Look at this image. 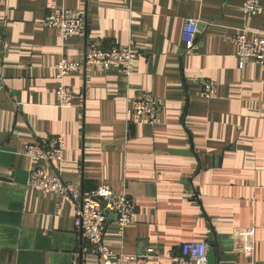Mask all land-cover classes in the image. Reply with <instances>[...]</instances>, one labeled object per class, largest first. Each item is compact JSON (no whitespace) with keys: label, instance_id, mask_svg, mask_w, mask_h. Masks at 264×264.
<instances>
[{"label":"crops","instance_id":"obj_1","mask_svg":"<svg viewBox=\"0 0 264 264\" xmlns=\"http://www.w3.org/2000/svg\"><path fill=\"white\" fill-rule=\"evenodd\" d=\"M54 4L83 11L86 32L61 40L45 28ZM243 4L0 0V264H100L86 253L75 206L28 186L37 165L27 146L57 136L65 141L64 161L40 162L41 169L71 192L110 186L137 207L123 234L110 216L104 242L111 251L176 252L226 235L236 247L234 261L224 264H264V75L253 62L239 67L232 39L241 30L264 33V13L246 16ZM190 18L204 30L197 50L187 53ZM92 40L134 48V75L84 66L64 80L74 99L60 108L55 66L62 58L83 63ZM206 80L218 86L214 100L201 96ZM140 94L161 102L159 125L127 119L128 99ZM249 239L252 262L243 251Z\"/></svg>","mask_w":264,"mask_h":264},{"label":"built area","instance_id":"obj_2","mask_svg":"<svg viewBox=\"0 0 264 264\" xmlns=\"http://www.w3.org/2000/svg\"><path fill=\"white\" fill-rule=\"evenodd\" d=\"M204 0H176L202 3ZM262 0H244V14L259 17L264 13ZM42 25L59 31L61 40L80 37L86 32V16L83 11L68 9L65 6L52 5ZM198 21L185 20L183 32L185 51L192 53L198 47ZM237 48V60L241 69L249 62L258 64L264 75V33L241 30L233 36ZM3 39L0 36V44ZM84 62H73L62 58L55 66V79L58 83L56 97L60 108H70L74 95L64 84L66 77L79 72L84 66L103 69L106 72H118L131 78L134 75L137 52L132 47L106 48L100 40L87 41ZM6 87L0 74V92ZM201 96L214 100L218 97V86L214 81L201 84ZM163 107L158 99L140 94L127 101L125 115L136 125L156 126L161 122ZM65 141L62 136L53 137L45 143L28 145L25 155L36 164L30 172L28 186L38 192L51 194L75 206V227L88 243L86 253L96 254L100 264H207L209 244L206 242H188L174 252L150 246L139 254L115 253L104 242L109 223V215L117 219L118 232L123 234L126 227L134 224L137 207L124 192L117 193L110 186H99L87 194L71 192L59 175H50L39 167L40 162L61 164L65 158ZM251 236L252 234L249 233ZM250 242L243 248L244 253L253 261L254 244ZM253 264H257L253 262Z\"/></svg>","mask_w":264,"mask_h":264},{"label":"water","instance_id":"obj_3","mask_svg":"<svg viewBox=\"0 0 264 264\" xmlns=\"http://www.w3.org/2000/svg\"><path fill=\"white\" fill-rule=\"evenodd\" d=\"M203 25L198 26L197 39L203 32ZM182 153V152H176ZM8 177L4 176L2 180L7 181ZM111 215H109L110 218ZM209 250L207 253V264H224L234 261L232 253L235 251L236 240L226 235H211L209 237ZM222 253V256H221Z\"/></svg>","mask_w":264,"mask_h":264}]
</instances>
